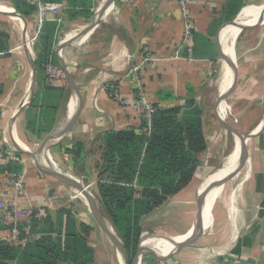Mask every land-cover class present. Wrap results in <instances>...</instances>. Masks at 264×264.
<instances>
[{
    "label": "crops",
    "instance_id": "0c3cea01",
    "mask_svg": "<svg viewBox=\"0 0 264 264\" xmlns=\"http://www.w3.org/2000/svg\"><path fill=\"white\" fill-rule=\"evenodd\" d=\"M66 1H42L52 5L41 9L32 5L33 12L24 16L14 8L11 0H0V143L6 145L9 140L20 153L14 152L18 155L14 162L22 165L28 197L36 216L49 215L55 219L61 209H69L53 193L54 182L30 168L23 153L27 146H39L65 119L72 96L65 71L76 88L77 114L58 145L76 144L78 153L83 156L76 162V156L66 153L61 146L59 155L83 166L84 172L92 174L96 181L97 138L107 131L138 129L141 124L149 128L150 121H138L136 112L111 99L106 90L108 84H114L119 95L130 98L132 83L128 71L143 55L149 54L156 59L155 64L148 66L142 77L152 102L162 108H177L180 114L200 112L205 150L200 154L188 184L146 216L155 212L154 217L164 216L170 209L165 207L169 205L174 206L172 209L179 204V208L184 207L182 215L187 222L182 231L171 233L164 225L154 224L162 228L161 235L168 239L183 238L188 234L201 209H204V223L189 236L185 245L172 253L166 251L173 250V246L160 240L169 247L162 250L153 239L146 240L143 245L152 246L156 253L145 251L140 264H264V18L259 20L258 14L240 23L243 15L240 21L238 19L242 28L232 25L243 8L264 6V0H243L236 17L229 22L222 19L228 0H198L192 8L195 28L191 55L182 45L184 20L176 0H110L100 23L89 32L85 30L103 0L98 3L92 0L87 19L68 17L67 10L71 7L67 8ZM46 22L55 23L56 28L52 54L44 65L39 85L36 45ZM231 29L235 30V35L230 46ZM229 49L234 51L236 77L233 86L224 91L226 96L221 102H225L236 125L226 121L228 114L222 113L225 116L222 117L219 113L220 91L227 81L223 86L220 83ZM32 62L36 69L33 96L34 99L37 94L36 105H32V99L18 112L29 95ZM49 68L54 70L53 74ZM158 93L169 94L172 98L160 99ZM54 104L57 108L52 128L49 130L48 127L39 136L28 130V119L38 115L41 105ZM222 121L242 135L251 133V136L246 140L243 161L236 167L234 161L226 175L209 185L208 194L214 182L218 188L215 197H208L212 202L206 211L203 205L199 209L202 191L210 182L208 177L224 169L223 162L229 153L222 154H225L228 135L234 137ZM235 157L236 153L230 158ZM4 165L0 164V167ZM7 174L0 171V191ZM144 221L143 225L149 220ZM33 236L37 239L40 234ZM94 260L99 264L95 257Z\"/></svg>",
    "mask_w": 264,
    "mask_h": 264
},
{
    "label": "trees",
    "instance_id": "16d2710c",
    "mask_svg": "<svg viewBox=\"0 0 264 264\" xmlns=\"http://www.w3.org/2000/svg\"><path fill=\"white\" fill-rule=\"evenodd\" d=\"M22 15H30L34 7L24 0H11ZM61 2L62 0H42ZM243 0H228L222 14L225 22L232 21ZM68 17L89 18L92 0H67ZM56 24L46 22L36 45L38 84L52 50ZM57 92L56 90H51ZM160 99H171L169 94L158 93ZM37 101V94L32 105ZM34 105V106H35ZM155 105V104H154ZM149 128L141 124L137 129L128 128L102 133L96 140L99 157L94 162L96 172L95 199L101 211L121 238L129 258L135 253L141 235L142 218L151 213L170 196L188 184L205 150V139L200 125V112L180 114L177 108L155 105ZM42 110L28 119V130L39 136L52 128L56 104L41 105ZM38 118V121L36 119ZM37 124V125H36ZM36 127V128H35ZM147 129V130H145ZM66 153L76 156L79 146H61ZM22 165L9 162L0 171L21 172ZM20 223L19 228L25 226ZM69 209H61L55 219L47 215L38 218L36 212L29 224L37 239L24 247L0 242V264H96L94 251L85 232ZM2 227V226H1Z\"/></svg>",
    "mask_w": 264,
    "mask_h": 264
},
{
    "label": "built area",
    "instance_id": "2783aa9c",
    "mask_svg": "<svg viewBox=\"0 0 264 264\" xmlns=\"http://www.w3.org/2000/svg\"><path fill=\"white\" fill-rule=\"evenodd\" d=\"M28 4L34 5L37 9L49 7L52 4L44 3L42 0H24ZM181 10L184 20V32L182 45L186 47L189 55L192 53V38L195 28L192 8L198 4V0H176ZM155 58L149 54L143 55L140 62L131 66L128 71L131 80L130 98H124L118 93V88L114 84H108L106 90L111 99L119 102L122 106L131 108L136 112L138 121H150L156 107L152 102L150 95L143 81V73L148 66H154ZM50 74L54 70L49 68ZM147 130V129H145ZM142 133L144 129H137ZM17 161L16 154L9 148L0 143V164ZM34 214V209L28 197L25 186L24 172L8 173L3 189L0 191V242L13 246L25 245L35 237L29 230V224ZM20 223L26 225L22 230L18 227Z\"/></svg>",
    "mask_w": 264,
    "mask_h": 264
},
{
    "label": "water",
    "instance_id": "95a60500",
    "mask_svg": "<svg viewBox=\"0 0 264 264\" xmlns=\"http://www.w3.org/2000/svg\"><path fill=\"white\" fill-rule=\"evenodd\" d=\"M110 2V0H103L97 11L95 14V17L93 19V21L90 23V25L87 27V29L85 30V32H89L90 30L94 29L101 21L102 16L104 14L105 8L108 5V3ZM246 8V7H245ZM244 10V8L242 9V11ZM242 11L239 13V15L236 17V19L234 20V22L232 23V25L237 26L239 25L238 23V19L241 16ZM17 16H19L20 18H22L21 15L17 14ZM264 18V11L261 12L258 16V19L261 20ZM23 19V18H22ZM243 25H240L239 28H242ZM84 32V33H85ZM227 57H225L224 59H226ZM233 77H232V81L230 86L232 87L234 82H235V77H236V66H235V59L233 58ZM32 79H31V84H30V90H29V95L27 96V98L24 100V102L21 104L19 111H21L28 103L31 102V100L33 99L34 93H35V88H36V69H35V65L32 62ZM65 76L68 80V83L71 87L72 90V96L71 98L74 99V106L71 108V110H68L67 115L65 117V119L57 126L55 127L45 138L44 140L39 144L38 148L34 151H28V150H24L23 153L27 156H29L30 158H32L35 162V165L38 169H40L44 174L60 181L64 186H66L67 188H69L71 191H77V193H82V195L85 197L86 199V206L90 209V211L92 212L93 216L95 217L97 223L105 230L106 234L109 236V238L112 240L114 247L116 249V252L120 254V258L122 260V264H140L141 263V259L143 256V253L146 251L148 252H152L155 251L154 248L152 246L150 247H145L143 245L144 240H150L154 238V234L149 233V232H141L139 241H138V245L135 251V255L134 257L131 259L129 258V255L127 253V250L124 246V243L122 242L121 238L118 236V234L115 232L113 226L111 225V223L108 221V219H106L104 217V215L102 214V212L100 211V209L97 207V205L95 204L94 198L92 196V194L87 190V192H85L80 184L79 180L73 179L72 177L68 176L66 173H63L60 171V169H58L55 166H52L49 164V160H48V155H50V148L57 144L67 133L68 129L71 127L72 122L74 121L76 114H77V96H76V88L73 84V80L70 77V75L65 71ZM226 92V91H225ZM225 92H223L220 97L218 102L220 103L222 100H224L225 98ZM222 125L229 130V132L233 135L236 136L237 138H239L240 140V146H239V154L236 160V165L235 167L240 164L246 154V140L248 139V137L251 136V133H249L248 135H242L238 130H236L235 128H233L232 126H230L229 124H227L226 122L222 121L221 122ZM223 169H219L217 172H215L214 174L210 175L208 178L214 176L215 174L221 172ZM213 181V180H212ZM210 181L207 183V185L205 186V188L202 191V195H201V201L199 203V209H200V205H203L205 208V201H206V197L208 195V187L209 185H211L213 182ZM210 183V184H209ZM87 186V185H86ZM201 211H198L197 214V219L195 221V224L193 225L189 236H191V234L195 231H197L201 225L204 223V217L201 219L199 218ZM107 223H109L110 227L107 226ZM189 236H187L186 239H184L181 242H174L173 244V250L171 251V253L173 251H175L177 248L185 245L187 243V239H189ZM189 241V240H188ZM156 253V251H155Z\"/></svg>",
    "mask_w": 264,
    "mask_h": 264
},
{
    "label": "rangeland",
    "instance_id": "374dc122",
    "mask_svg": "<svg viewBox=\"0 0 264 264\" xmlns=\"http://www.w3.org/2000/svg\"><path fill=\"white\" fill-rule=\"evenodd\" d=\"M99 1L100 0H97V3ZM237 26L239 27L240 25H237ZM30 38L31 37L28 38L29 43H30L29 41ZM220 65L221 64H219V67H218L219 68L218 73L220 72ZM228 116L229 118H226V121L227 122L230 121L231 124L236 125V122H234L233 118H231L230 115ZM228 136H229L228 144L224 152L225 154H222L225 156L227 153L231 151L232 146H233V137L230 135ZM6 145L9 147V150L20 155V153L16 150V146L14 144H11V141L8 140V142H6ZM60 146L61 145H58L57 143L50 148V155L55 165L57 166L58 169H60L61 172L70 174L73 176V179L82 181L84 184H86L89 192L92 194L94 198L95 204L100 209L99 204L94 196V193H95L94 176H92V174L90 175L89 173L84 172L83 166L76 165L75 163H72L71 161L68 162L64 158L62 159L58 151V148ZM37 148L38 146L36 145L27 146L25 147V150L34 151ZM24 156L30 168L35 170L41 176L48 178L49 180H51V182H54L53 184H55V187L52 188L53 193H56V195L58 196L57 200L63 201V203H65L66 206H69V210L72 211L73 215L75 216L76 221L80 224L79 226L80 230L86 233L89 243L93 247L94 257L97 261H99V264H120V261L117 258L116 249L114 247L112 240L106 234L105 230L97 223L92 212L83 203V201L75 193H73V191H71L69 188L64 186L60 181L56 179H50L51 178L50 176L44 174L40 169H38L32 158L26 155ZM173 207L174 206H171V205H169L168 207H165V208H170V209L167 210V214L164 216L158 215L154 217L155 214L157 213L155 212L153 214H150L149 216L143 217L142 222H141L143 232H149L152 234H161L162 228H160L159 226L157 227L154 224L164 225L166 230L171 233L182 231L185 228L186 222H187L185 216L182 215L184 207L181 205L182 208H179L180 204L176 206V209H172ZM102 214L104 215L103 212ZM104 217L107 219L105 215ZM145 219L149 221L147 224L143 225V223H145L144 221ZM134 255L135 253L132 254L131 259L134 257Z\"/></svg>",
    "mask_w": 264,
    "mask_h": 264
},
{
    "label": "bare ground",
    "instance_id": "6f19581e",
    "mask_svg": "<svg viewBox=\"0 0 264 264\" xmlns=\"http://www.w3.org/2000/svg\"><path fill=\"white\" fill-rule=\"evenodd\" d=\"M264 11V6L262 5V6H260V7H254V6H248V7H246V8H244V10L242 11V13H241V16H240V18H239V21H240V19L243 17V15H244V17L242 18V20L240 21V23H244V22H247V21H249L251 18L253 19V18H255V17H257L258 16V14H260L261 12H263ZM246 12V13H245ZM232 30V29H231ZM230 30V32H229V35H228V41H229V45L231 44V40L233 39V37H234V32H235V30H232L231 31ZM237 31V30H236ZM233 41V40H232ZM231 46V45H230ZM231 48V47H230ZM233 49V48H232ZM229 53H228V59H226L225 61H224V64H223V66H224V68H223V70H224V73H223V76H222V78H221V85L223 86V84L225 85L223 88H222V90L220 91V93H223L225 90H227V88L230 86V84H231V81H232V77H233V58H234V51L233 50H231L230 51V49H229V51H228ZM229 60V61H228ZM231 64V65H230ZM231 66H232V74H230V72H231ZM229 75H231L230 77H229ZM229 77V78H228ZM228 79V80H227ZM69 110H71V108L73 107V105H74V99H72V98H70V102H69ZM221 106L219 107V113H220V116H222V117H225L227 114H228V109H227V106H226V104H225V102H221V104H220ZM221 108V109H220ZM221 110H222V112H221ZM225 115H223V114ZM229 115V114H228ZM228 118H229V116H228ZM17 142V141H16ZM20 145V144H19ZM239 146H240V140H239V138H237L236 136H234L233 137V146H232V149H231V151L229 152V154H228V156L224 159V162H223V167H224V169L221 171V172H219V173H217V174H215L214 176H212V177H210L209 178V180L210 181H212V180H215V179H219L220 180V178H222L224 175H226V172L229 170V168H230V166H231V164L235 161L236 162V160H237V157H238V154H239ZM238 148V149H237ZM236 153V157L233 159V158H230V157H232L234 154ZM52 158H51V155H48V160H49V164L50 165H52V166H56L55 165V163H54V161H52L51 160ZM232 161V162H231ZM231 162V163H230ZM230 163V164H229ZM226 166V167H225ZM57 167V166H56ZM64 173V172H63ZM68 176H70V177H72L73 178V176L72 175H70V174H67ZM222 181V180H221ZM223 183V182H222ZM80 184H81V186H82V188H83V190L85 191V192H87V190H88V187L86 186V184H84L82 181H80ZM217 188H218V184L216 183V182H214V184H213V186H212V188H211V190H210V192H209V196H207L206 197V201H205V203H206V205H205V207H206V211H208V209L210 208V206H211V202H212V200L211 199H209L208 197H215L216 196V192H217ZM220 188V187H219ZM89 191V190H88ZM220 191H222V188H220ZM73 193H75L82 201H83V203L84 204H86V199H85V197L82 195V193H77V191H73ZM220 193V192H219ZM203 211H204V209L202 210L201 209V213H200V216H199V218H202V216H203ZM107 226L108 227H110V225H109V223H107ZM189 234H190V232H188V234H186L183 238H181V240H180V238L179 237H176L175 239H168V238H166L165 236H163V235H161V234H155L154 235V238H153V240H154V242L162 249V250H164L165 248H169L168 246H173V244H174V242H179V241H183L184 239H186L187 238V236H189ZM168 237H170V236H168ZM164 243V244H166V245H168V246H166V245H164L161 241ZM170 251H172V249H170V250H167L166 252H170ZM116 255H117V258L119 259V261H120V264H122V260H121V258H120V254L119 253H117L116 252Z\"/></svg>",
    "mask_w": 264,
    "mask_h": 264
}]
</instances>
